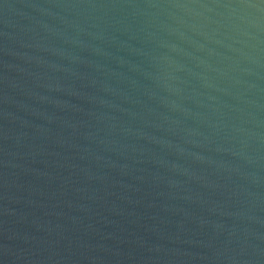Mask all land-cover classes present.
Returning a JSON list of instances; mask_svg holds the SVG:
<instances>
[{
	"label": "water",
	"instance_id": "1",
	"mask_svg": "<svg viewBox=\"0 0 264 264\" xmlns=\"http://www.w3.org/2000/svg\"><path fill=\"white\" fill-rule=\"evenodd\" d=\"M0 264H264V0H0Z\"/></svg>",
	"mask_w": 264,
	"mask_h": 264
}]
</instances>
